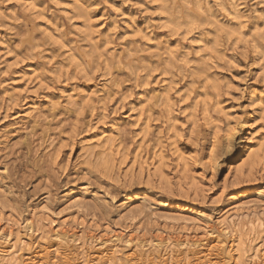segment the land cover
I'll return each mask as SVG.
<instances>
[{"label": "rangeland", "instance_id": "1", "mask_svg": "<svg viewBox=\"0 0 264 264\" xmlns=\"http://www.w3.org/2000/svg\"><path fill=\"white\" fill-rule=\"evenodd\" d=\"M263 256L264 0H0V264Z\"/></svg>", "mask_w": 264, "mask_h": 264}, {"label": "bare ground", "instance_id": "2", "mask_svg": "<svg viewBox=\"0 0 264 264\" xmlns=\"http://www.w3.org/2000/svg\"><path fill=\"white\" fill-rule=\"evenodd\" d=\"M246 140H248V139H246ZM253 140V139H252ZM230 144V143H229ZM228 149H230L229 147H228ZM250 149V145H249V142L248 141H246V143L244 144V145H242V147L240 148V152L239 153H241V154H246V153H248L249 150ZM263 253V252H262ZM259 257V256H258ZM264 257V256H263ZM171 258V257H170ZM254 258V257H253ZM255 260V259H254ZM153 261V260H152ZM255 262V261H254ZM263 262V261H262ZM155 263V262H154ZM114 264V263H113Z\"/></svg>", "mask_w": 264, "mask_h": 264}]
</instances>
